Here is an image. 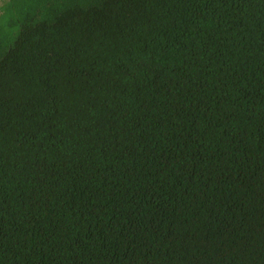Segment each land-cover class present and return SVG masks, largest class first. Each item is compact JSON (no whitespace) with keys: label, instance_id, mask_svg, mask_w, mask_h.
Segmentation results:
<instances>
[{"label":"trees","instance_id":"obj_1","mask_svg":"<svg viewBox=\"0 0 264 264\" xmlns=\"http://www.w3.org/2000/svg\"><path fill=\"white\" fill-rule=\"evenodd\" d=\"M0 264H264V0H0Z\"/></svg>","mask_w":264,"mask_h":264}]
</instances>
